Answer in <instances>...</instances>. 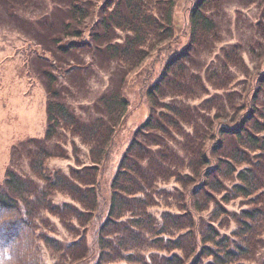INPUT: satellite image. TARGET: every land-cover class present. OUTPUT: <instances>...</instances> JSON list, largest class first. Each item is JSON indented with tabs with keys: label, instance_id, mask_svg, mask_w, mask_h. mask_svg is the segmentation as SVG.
I'll return each instance as SVG.
<instances>
[{
	"label": "trees",
	"instance_id": "trees-1",
	"mask_svg": "<svg viewBox=\"0 0 264 264\" xmlns=\"http://www.w3.org/2000/svg\"><path fill=\"white\" fill-rule=\"evenodd\" d=\"M30 1L0 0L9 5L11 16L22 28L24 23L12 9ZM54 1V18L38 20L37 28L46 26L44 34L32 27L33 37L46 38L55 47L47 49L53 52L54 61L75 55L76 50L86 51L100 65L117 62V70L122 72L116 84L100 95L96 104L100 114L85 120L63 100L55 87L54 72L43 69L47 91L43 139L51 140L61 130L78 136L89 146L90 164L82 166L85 173L74 167L69 173L51 169L47 163L51 151L45 144L39 145L38 138L30 139L38 146L29 152L35 177L9 168L0 184V264H45L40 260V243L64 264L88 260L95 251L92 264H244L264 222L263 208L253 206L234 214L238 225L230 235L220 233L213 219L207 222L203 213L215 203L212 217L217 219L224 210L216 197L225 203L235 198L254 200L257 190L264 189V52L253 78L250 73L253 86L237 93L227 89L234 86L230 67L243 66L244 60L241 44L232 43L225 53L226 62L207 72V80L223 89L227 102L215 92L199 105L190 104L189 98L205 90L202 77L192 66L195 55L219 38L216 17L222 0H189L187 41L169 55L155 80L146 82L148 115L118 163L110 181L108 206L101 210L99 167L108 160L128 113L124 86L153 53L176 41L174 9L178 0ZM257 26L264 34V17ZM259 48L264 49V44ZM74 63L69 71L81 64L77 59ZM213 108L219 113L214 117L224 116L225 122L212 120ZM215 128L219 133L210 146L196 139ZM173 134L184 136L178 141L183 155L169 144ZM224 138L235 142L229 146ZM167 178L193 185L190 194L180 198V211L164 210L157 216L151 207L161 195L159 182ZM231 180L230 185L225 183ZM56 195L71 201L55 200ZM49 215L61 220L73 240L64 242L50 234ZM95 223L91 255L87 233Z\"/></svg>",
	"mask_w": 264,
	"mask_h": 264
},
{
	"label": "rangeland",
	"instance_id": "rangeland-1",
	"mask_svg": "<svg viewBox=\"0 0 264 264\" xmlns=\"http://www.w3.org/2000/svg\"><path fill=\"white\" fill-rule=\"evenodd\" d=\"M188 1L178 0L174 9L176 41L167 43L165 45L167 47L160 53H153L141 70L130 75L124 86L123 92L129 101L128 113L123 124L117 130L108 160L102 167H99L101 210H105L108 206L111 191L110 181L118 163L132 139L134 131L148 115L149 104L144 96L146 82L155 80L169 55L184 46L187 41L185 32L187 30ZM60 6L63 10L62 4ZM55 7L54 0H31L27 5L23 3L14 5L12 12L18 15L24 23V28H22L20 22L14 21V16H11L9 5L0 2V184L9 168L24 176L35 177L29 165V152H33L38 146L35 142L30 141L32 138L42 141L39 142V145L45 144L53 154L47 162L51 169L69 173L71 167H74L80 168L79 170L85 173L86 170H82V166L90 164L89 146L78 136L61 130L59 135L51 140L43 139L47 125L46 78L43 75L45 67L56 75L55 87L61 90L63 100L85 120L93 119L100 114L96 106L100 95L116 84L119 80L118 76L122 72L121 68L117 70V62L106 63L104 61L103 65H100L93 62V53L86 51L76 50L75 55L62 56L63 60L54 61L53 52L50 51L55 47L45 37V39L33 37L32 27L34 26V30L40 31L43 35L46 26L44 29L37 28L38 20L44 21V18L52 20ZM263 17L264 0H222L216 17L219 38L210 48L202 52L199 51L195 55L196 61L192 66V70L202 77L205 90L199 95L189 98L190 104L199 105L203 98L215 92H218L227 102L223 89L217 88L207 80V72H209V68L226 62L225 53L232 43L241 44L239 52L243 57L244 65L238 63L230 67L231 73L235 76L234 86L229 85L227 89L239 93L245 92L244 90L253 86L249 83L251 81L250 73L252 72L253 78V72L260 64L259 55L264 52V49L259 48L264 44V34L257 26V21ZM53 27L56 30L58 26L55 24ZM118 34L120 37L124 36L121 31ZM252 47L254 51H252ZM75 59L81 64L74 66L75 70L69 71L68 67L75 64ZM100 60H102L101 57ZM210 114L213 117L214 114H219L217 108H213ZM213 119L214 121H226L224 116ZM221 124L219 123V126ZM186 130L192 131V127L186 126ZM218 133V129L215 128L213 132L205 133L199 138L192 137L203 144L205 143L206 146H210L214 141L212 137ZM183 137L180 134H173V137L168 139L169 144L178 149L181 155L184 154V151L180 149L181 144L178 141H183ZM224 140L229 143V146L235 142L233 140L228 142L227 138ZM231 182L232 180L225 183L230 185ZM192 185L191 182H176L173 178L159 182L158 186L162 187V191L160 197L156 199V204L151 207L152 212L160 216L164 210L180 211V198L188 194ZM163 191L165 192L163 193ZM253 198L254 200L235 198L225 203L216 197L218 204L224 210L222 215L217 219L212 217V211L216 207L215 203L210 204L208 211L206 210L203 215L207 222L210 218L213 219L214 226L220 233L230 235L238 225L233 217L237 218L235 215L242 209L260 206L264 210V189L257 190ZM54 199L71 201L62 195H56ZM49 218L51 226L48 230L51 235L64 242L73 240V235L68 232L58 217L49 215ZM95 225L96 223L93 227H89L87 233L88 243L92 246L91 255L95 251L93 245V235L96 233L94 232ZM95 253L88 260L75 264H92L96 259ZM40 257V260L45 264H64L59 262L58 257L42 243H40ZM244 264H264V222L261 228L257 229L253 252Z\"/></svg>",
	"mask_w": 264,
	"mask_h": 264
}]
</instances>
